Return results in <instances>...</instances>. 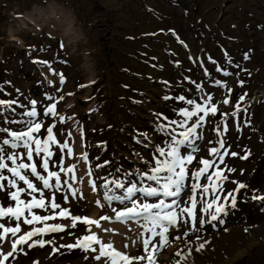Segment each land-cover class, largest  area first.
<instances>
[{
	"label": "rangeland",
	"instance_id": "obj_1",
	"mask_svg": "<svg viewBox=\"0 0 264 264\" xmlns=\"http://www.w3.org/2000/svg\"><path fill=\"white\" fill-rule=\"evenodd\" d=\"M69 9L74 10L89 34V43L82 51L96 61L97 71L91 78L81 72L80 55L65 48L61 51L60 40L52 34L53 25L71 33L72 23L66 18ZM30 17L34 20L32 24ZM224 70L231 75L225 77ZM60 73L66 78L63 85ZM214 80L227 87L210 86ZM201 83L203 92L197 89ZM244 93L246 97L240 103L246 114L242 111L239 118L234 117L231 114L239 102L237 96ZM48 94L56 100L48 101ZM206 94H213L218 112L207 118L203 139L197 142L199 151L189 166L181 204L191 194L192 173L201 167L197 161L211 159L208 150L218 146L215 128L219 122L223 132L225 115L228 132L224 139L231 144V152L239 153L225 158L228 167L236 169L225 172L228 176L225 192L235 189L232 180L246 183L247 188L240 190L236 208L229 209L225 224L216 222V229L208 223L199 229L200 219L207 221L208 217L198 203V231L189 240L203 231V239L211 242L204 250L197 252L193 244L188 255L184 241L174 240L190 227L191 218L185 217L189 225L170 229L173 242L155 254V264H239L243 259L241 264H264V202L251 198L253 194L264 195V0H0V100L18 99L30 107L29 101L35 99L37 110L42 113L46 106L64 97L58 102V113L74 119L63 124L52 117L41 115V119L45 127L56 122L57 129L67 130L78 124L79 131L73 132L75 151L88 152L94 172L93 177H88L87 165L80 162L77 187L83 189V199L78 205L73 203L72 209L81 216L89 212L94 216L96 213L95 219L109 215L115 224L134 235L130 228L135 229L136 225L116 223L114 213L102 198L99 182L97 190H93L91 181L99 174L114 173L121 177L134 167L143 168L136 156L151 161V148L144 146L147 141L139 133L147 132L154 143H162L165 137L154 128L156 114L181 119L177 112L186 105L177 98L183 95L200 102ZM165 96L172 99L164 100ZM225 98H230L227 105L221 103ZM14 108L23 111L15 105ZM136 138L142 143L137 144ZM247 152H251L249 159H241ZM73 162L74 158L66 157L65 166ZM105 162L109 163L97 173L96 165ZM33 179L39 187L40 182ZM206 182V177L200 181ZM45 195L48 197L49 193ZM6 196V192L0 193L1 202H5ZM61 200V194L57 193V202ZM98 200L101 206H97ZM55 222L69 227L63 233L43 237L54 240V245L42 249L24 245L26 254H20L11 264H100L93 259L95 253L61 247L74 244L77 237L86 234L85 226L78 224L73 229L70 221L50 223ZM38 239L41 237L34 240ZM142 247V240L137 237L128 255L131 252L132 257L144 255ZM3 248H10L7 241ZM181 249L183 258L175 256Z\"/></svg>",
	"mask_w": 264,
	"mask_h": 264
},
{
	"label": "snow or ice",
	"instance_id": "obj_2",
	"mask_svg": "<svg viewBox=\"0 0 264 264\" xmlns=\"http://www.w3.org/2000/svg\"><path fill=\"white\" fill-rule=\"evenodd\" d=\"M59 47L63 51V41L59 42ZM245 59H248L247 54ZM63 62L68 64L67 59ZM229 64H231L230 60ZM47 66L51 68L50 63ZM235 67L239 68L240 65ZM217 71L220 72L221 69L217 68ZM55 74L53 72V75ZM222 74L225 77L231 75L227 70ZM59 78L60 84L63 85L66 79L64 74L60 73ZM210 86L227 87L226 84L221 85L219 80L211 81ZM240 86L243 87V81ZM197 89L200 92L204 91L202 83L197 84ZM245 97L246 93L237 96L239 102L236 103L232 116L239 118L242 111L246 114V108L242 109L240 103ZM46 99L54 101L56 97L48 94ZM63 99L64 97L60 96L59 100L46 106L42 113L37 110L35 99L29 101L30 107L21 104L18 99L0 100V124L3 125L0 126V193H7L5 202H0V264H11V261L24 253L22 247L24 245L41 249L49 244L54 245V240H45L43 237L67 230L69 225L65 223H50L58 220L70 221V227L73 229L78 224L83 225L86 232L77 237L74 244L61 245V247L68 249L78 247L85 253H95L93 259L100 264H135L136 261L145 259L147 264H155V254L173 242L169 236L170 229H179L181 224L189 225V220L185 217L191 218L190 227L183 236L177 235L174 240L184 241L188 255L192 253L193 244L196 245L197 252L204 250L211 242L203 239L205 235L203 231H200L194 240H189V236L198 231V203L202 205L201 211L208 217L207 221L200 219L199 229L202 230L205 223L211 224L212 228L216 229V222L220 225L225 224L229 209L236 208V196L240 190L247 188L246 183L232 180L231 182L237 185L236 188L225 192V184L228 181L225 172L236 171L234 167H228L225 158L229 155L233 157L239 155L230 151L231 144L224 139V135L228 132L225 115L223 132L219 122L215 128L218 146L208 150L211 159L197 161L201 167L196 168L192 173L191 194L188 200L181 204L189 180V166L196 160L195 154L199 151L197 142L203 139L202 130L207 118L210 115L215 116L218 112L217 104L213 103V94L202 96L200 102L196 98L186 99L185 96L180 95L177 99L186 105L177 112L181 119H169L156 114L155 131L165 139L162 143L156 144L149 133H139L144 141H147L144 146L151 148V161L139 157L138 154L136 156L139 163L144 165L143 168L134 167L129 172L123 173L121 177L114 173H109L107 176L99 174L91 181L90 186L93 190H97V182H99L102 198L114 213L116 223L136 225V228H130V231L142 240L146 254L136 257L117 250L113 240L106 238V234L112 233V230L102 225L101 221L112 223V217L103 215L100 219H93L89 216H81L72 209L73 203L78 205V201L83 199V189L77 187V172L81 171L80 162L87 165L88 177H93L94 172L88 152L77 154L75 151L73 132L79 131L78 124L67 130L57 129L56 122L45 127L44 120L41 119V115L44 118L52 117L61 124L74 119L58 113V102ZM163 99L170 100L172 97L165 96ZM221 103L229 104L230 98L223 99ZM14 105L23 111L17 112ZM161 120L164 122H160ZM245 123H247L246 116ZM42 129L44 135H41ZM135 142L142 143L138 138ZM82 147L85 146L82 144ZM250 155L251 152H247L241 156V159L248 160ZM66 157L74 158L75 162L65 166ZM107 163L109 162L97 164L96 172L99 173V169L106 167ZM53 168L56 170H52ZM204 177L207 178V182L201 184L200 181ZM33 178L40 182L39 187ZM79 184H83V176L80 177ZM46 192L49 193L48 197L45 195ZM197 192L200 193L199 201ZM57 193L62 196L60 202H57ZM251 198L264 202V195L253 194ZM97 206H101L99 200ZM36 210L46 214H38ZM21 222L31 226L30 230L22 231ZM70 234L75 235V233ZM34 237L41 239L34 240ZM5 241L10 244L8 250L3 248ZM55 251L57 249L54 247L53 252ZM182 253L183 249L177 251L175 256L182 257Z\"/></svg>",
	"mask_w": 264,
	"mask_h": 264
},
{
	"label": "clouds",
	"instance_id": "obj_3",
	"mask_svg": "<svg viewBox=\"0 0 264 264\" xmlns=\"http://www.w3.org/2000/svg\"><path fill=\"white\" fill-rule=\"evenodd\" d=\"M66 18L72 23L71 33L65 32L62 28L52 26V34L55 39L63 41L64 48L72 54H79L81 57L80 69L84 76L91 78L96 74V61L85 52L82 48L89 43V34L85 24L74 12L69 9Z\"/></svg>",
	"mask_w": 264,
	"mask_h": 264
},
{
	"label": "bare ground",
	"instance_id": "obj_4",
	"mask_svg": "<svg viewBox=\"0 0 264 264\" xmlns=\"http://www.w3.org/2000/svg\"><path fill=\"white\" fill-rule=\"evenodd\" d=\"M23 17H24V15H23ZM29 19L31 20L30 23L32 24V22L34 20H32L31 17ZM79 167H81V166H79ZM89 217L95 219L96 213L94 216L93 212H91ZM55 223H57V222H55ZM102 225H104V224H102ZM104 226H106L112 230V233L106 234V238H111L114 242V247H116L118 250L123 251L126 254H128L130 251L129 249L131 247H133V245H135V240H136L137 236H135V234L134 235L130 234V232H128L125 228H121L119 224H115L114 222L111 224H108V225H104ZM93 230L97 231V232L99 231L97 229H93ZM125 245H127V247H125ZM155 259H156V256H155Z\"/></svg>",
	"mask_w": 264,
	"mask_h": 264
}]
</instances>
